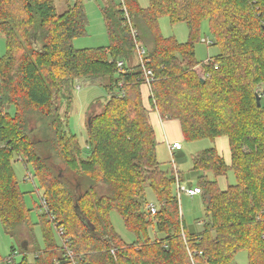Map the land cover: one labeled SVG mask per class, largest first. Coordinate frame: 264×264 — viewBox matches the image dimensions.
<instances>
[{
  "label": "trees",
  "instance_id": "1",
  "mask_svg": "<svg viewBox=\"0 0 264 264\" xmlns=\"http://www.w3.org/2000/svg\"><path fill=\"white\" fill-rule=\"evenodd\" d=\"M74 1L58 14L56 0H0V34L7 47L0 60L2 229L19 239L25 226L32 235L14 156L33 165L48 208L39 221L44 250L36 244L32 252L21 248V261L9 263L233 264L245 251L249 264H264V99L258 107L255 97L256 86L264 83V0H150L148 8L138 0L119 5L102 0L109 45L82 50L74 40L86 33L88 19L84 0ZM127 13L147 50L155 77L150 88L141 66L129 65L136 50ZM164 16L172 24H187L186 43L162 35ZM206 20L219 50L208 64L195 56ZM77 79L110 95L87 123V150L67 131L70 115L58 114L65 101L69 111ZM58 84L55 94L51 87ZM151 111L177 121L187 142L228 138L230 165L215 147L192 160L208 219L197 233L185 231L176 175L160 168ZM230 171L235 183L222 189L218 178H228ZM149 190L158 209L152 217L146 210ZM113 212L135 242L126 243L117 233ZM65 240L73 258L66 256Z\"/></svg>",
  "mask_w": 264,
  "mask_h": 264
},
{
  "label": "rangeland",
  "instance_id": "2",
  "mask_svg": "<svg viewBox=\"0 0 264 264\" xmlns=\"http://www.w3.org/2000/svg\"><path fill=\"white\" fill-rule=\"evenodd\" d=\"M114 2L119 5L122 3V0H114ZM138 2L142 8H148L150 5V0H138ZM74 4V0H56L58 14H63L67 10L68 6H74ZM83 4L88 23L86 27V33L74 40L75 49L82 50L107 47L110 41L101 12L103 1L84 0ZM159 25L161 33L164 37L175 38L180 43H186L189 40V28L186 23L172 24L170 19L164 16L159 20ZM199 38L200 40L195 43V56L197 61L205 63L206 60L211 58V62H213V59L218 56L219 50L215 46V40L210 31V24L207 20L201 25ZM203 39H207L211 44L203 43ZM6 52L7 47L5 38L2 34H0V60L5 57ZM129 65H139V59L137 58V55L131 58ZM59 86L61 85L58 84L57 87H51L55 94ZM263 86V82L258 84L256 86V91ZM74 91L75 92L72 93V97L70 99L71 107L69 108V111H67L68 101H65V103H63L59 109L58 114L62 119H64L65 114L70 115V118L68 119L69 125L67 127V131L76 134L82 147L87 150V123L89 122L92 113H99L101 110H103L110 95L109 93L105 92L98 84H94L86 79H77L75 81ZM65 94L70 96L71 90L67 89ZM59 101V99H55L54 103ZM9 114L11 117L16 115V110L14 107L9 110ZM164 121L166 122V120ZM31 127H34V124H31ZM181 138L182 140L180 144L182 145L183 149L181 151L175 152L174 156H172L168 149H166V146L163 142H159L157 145V158L160 163V168L162 171L167 172H171L172 170L177 178L176 188L178 182L186 187H189L190 184H193V186L196 187L197 175L191 171L192 160L205 149L215 147L217 150H219V153L223 154L226 161H229V148L226 141H224L226 139L219 138L214 142H211L210 140L187 142L184 136ZM223 144L225 145L222 148V151H220V147H222ZM12 167L18 182V186L24 193L25 204L27 208L31 210L30 216L33 224V238L32 235L29 237L28 230L25 226L20 227L19 232L21 237L19 239L10 237L2 229L0 221V263L4 264L8 263V260L14 253L12 252V248H14L15 252H17V254L13 256V262L19 263L21 261L22 242L26 241L25 239H29L28 251H34L35 244L41 250H44L45 248L43 231L41 225L39 224L40 216L44 213L42 210L43 208L39 207L42 204L41 197L43 191L40 187L39 181L35 177L34 167L30 162H23L17 156H14L12 160ZM209 177L212 178V175ZM221 182L222 186L226 185V183L234 184L235 177L233 172H229L227 179L221 178ZM176 194L179 199L180 212L187 234L188 232L189 234H192L201 231L203 227L202 224L208 220L204 211L202 195L190 197L184 193L179 194L178 190ZM146 198L150 204L154 202L153 193L150 190L147 192ZM111 217L113 226L122 239L126 243L135 242L136 236L125 228L124 221L120 214L113 212ZM149 236L151 238H154L155 236V232L152 228L149 230ZM58 242L60 243L59 235ZM28 260L30 263H33L34 254H28ZM233 264H249L247 253L245 251L239 252L235 257Z\"/></svg>",
  "mask_w": 264,
  "mask_h": 264
},
{
  "label": "built area",
  "instance_id": "3",
  "mask_svg": "<svg viewBox=\"0 0 264 264\" xmlns=\"http://www.w3.org/2000/svg\"><path fill=\"white\" fill-rule=\"evenodd\" d=\"M127 27H129L130 29V32H131V35L134 39V42H135V46H136V55H137V58L139 59V65L138 66H141V68L143 69V72H144V75H145V84L146 86H148V88H150L151 86V83H153L155 81V77H154V73L153 71L147 67L148 64H150V60L147 58V50L146 48L144 47V45L140 44L137 40V37H138V34H137V31L135 30V28L132 26V21H131V18L130 16L128 15V13L126 14V24ZM203 43L205 44H211L210 41H208L207 39H203L202 41ZM211 58L206 60V62L204 64H208L211 62ZM124 67H125V63L123 61H117V68L119 70V73H123L124 72ZM217 67V65L215 66ZM0 83H1V77H0ZM257 94H259L261 96L262 99H264V86L260 89L257 90ZM182 149V145L178 142L174 143V144H171L169 145V150H170V154L173 156V152L174 151H178V150H181ZM175 168V166H174ZM28 179V178H27ZM177 190H178V193L181 194V193H184L186 194L187 196H190V197H194V196H197V195H201L202 194V191L200 188L198 187H186V186H183L182 184H180L178 182V185H177ZM42 200V199H41ZM42 205H43V212H46L48 213V208L46 206V203L44 202V200H42ZM147 208V211L149 213V215L152 217L154 216L158 209L157 207L155 206V204H149L146 206ZM64 234V229L63 227H60L58 228V235L59 237L61 238V236H63ZM63 246L65 248V253H66V256H68L69 258H73V252L71 250V247H70V243H68V240H65L63 241ZM112 253H114V250H112ZM17 252L13 253L12 256L10 257V259L8 260V263L11 262L13 260V256L16 255ZM73 264H76L75 262Z\"/></svg>",
  "mask_w": 264,
  "mask_h": 264
},
{
  "label": "crops",
  "instance_id": "4",
  "mask_svg": "<svg viewBox=\"0 0 264 264\" xmlns=\"http://www.w3.org/2000/svg\"><path fill=\"white\" fill-rule=\"evenodd\" d=\"M150 122H151V124L154 127V130L156 132V137H157L158 144H159V142H163L165 144V146H166V149H168L169 152H170L169 145L174 144L176 142H178V143L181 142V140H182L181 137L183 136V134H182V130H181L180 124L177 121L166 120V122H165L164 120H162L160 118L158 113H156L155 111H151L150 112ZM221 138L226 139L224 141H226V143L228 145V148H229V153H230L229 161H226V159L224 158L223 154L219 153V150H217V151L224 158L226 163L228 165H230L231 152H230L229 141H228L227 137H221ZM224 145L225 144H223V146L220 147V151H222V148L224 147ZM182 149H183V147H182ZM181 150H178V151H181ZM178 151H174L173 152V156H174L175 152H178ZM221 178H225V179H227V178L226 177H219L218 178V183H219L220 187L222 189H225L226 186H227V183H226V185L222 186L221 185V183H222L221 182ZM189 187H194V186H193V184H190Z\"/></svg>",
  "mask_w": 264,
  "mask_h": 264
},
{
  "label": "water",
  "instance_id": "5",
  "mask_svg": "<svg viewBox=\"0 0 264 264\" xmlns=\"http://www.w3.org/2000/svg\"><path fill=\"white\" fill-rule=\"evenodd\" d=\"M256 97V102H257V106L260 107L261 106V96L259 94H255ZM90 119H89V124H90ZM22 248L24 249V251L28 250V241H23L22 242Z\"/></svg>",
  "mask_w": 264,
  "mask_h": 264
}]
</instances>
